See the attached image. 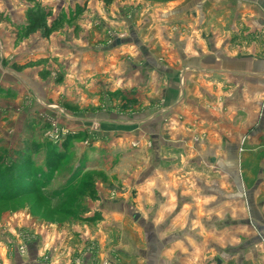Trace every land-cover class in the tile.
Wrapping results in <instances>:
<instances>
[{"label": "crops", "instance_id": "1", "mask_svg": "<svg viewBox=\"0 0 264 264\" xmlns=\"http://www.w3.org/2000/svg\"><path fill=\"white\" fill-rule=\"evenodd\" d=\"M118 1L133 2L140 18L153 20L144 28L147 43L143 44L152 52L153 61H168L166 66L157 64L159 76L150 80L153 90L145 91L141 107L132 109L144 114V119L122 126L156 124L162 114L170 113V140L186 152L197 138L199 148L193 156H207L221 169L230 166L228 177L235 178L234 184L210 185L206 174L200 191L193 186H173L156 170L147 174L144 165L132 180L129 177L113 187L115 198L105 196L93 205V214H97L93 226L89 222L70 228L58 219L45 222L31 213V221L27 218L21 223L23 228L0 237V264H264V0ZM10 32L11 28L0 25V58L13 54L12 64L18 62L19 48ZM140 40L139 36L134 42ZM31 42L25 48L32 55L36 47ZM64 45L59 41L58 46ZM70 63L76 61L67 63L66 73ZM5 72L24 85L25 100L31 101L30 107L23 101L14 104L19 110L15 130L27 126L40 108L50 114L53 108L45 104L77 93L69 80L60 88L44 90L46 85L24 73L20 79ZM151 93L157 99L152 103L158 105L144 102ZM53 118L71 129L83 123L75 118L67 122ZM157 146L153 158L159 157ZM174 155L173 163V159L163 161L168 167L174 164L175 173L191 157ZM135 178L141 179L136 183ZM240 179L253 180V184L242 187ZM243 192L250 200L249 219Z\"/></svg>", "mask_w": 264, "mask_h": 264}, {"label": "rangeland", "instance_id": "2", "mask_svg": "<svg viewBox=\"0 0 264 264\" xmlns=\"http://www.w3.org/2000/svg\"><path fill=\"white\" fill-rule=\"evenodd\" d=\"M15 2L17 9L21 7L19 12L14 10ZM120 3L117 0H0V25L12 29V41L19 48L15 60L18 62L11 64L13 54L0 58V237L15 234L31 213L45 222L58 219L70 228L89 222L93 226V220H97L93 205L105 196L115 198L113 187L121 186L129 177L132 180L144 165L147 174L156 170L159 176L170 179L166 184L173 186H193L200 191L206 174L210 185H221L222 181L223 185L234 184L235 178L228 177L232 173L230 166L221 169V165L209 162L207 156H193L199 148L197 138L188 146V152L170 140V113L161 115V124L158 120L156 124L122 126L144 119V114L132 109L141 107L145 91L153 90L150 80L159 76L157 64L166 66L168 61H153L152 52L143 44L144 28L151 26L153 20L140 18L141 13L135 10L138 7L133 2ZM27 11L43 18L42 25L28 34L24 31ZM139 36L141 40L136 44L134 39ZM59 41L65 45L58 46ZM28 42L37 48L32 55L26 52ZM48 46L50 50L53 48V53ZM48 53H52L50 57L43 56ZM73 60L75 68L70 63L66 73L67 63ZM5 70L20 79L24 73L39 80L42 86L46 85L44 90L57 89L64 86V80H69L78 94L66 96L67 100L62 98L59 103L45 104L53 108L50 114L40 108L27 126L23 124L24 128L15 130L19 110L14 104L21 105L23 101L30 107L31 101L25 100L28 92L24 85L18 79L14 81L15 77L7 75ZM77 75L82 76L77 80ZM149 97L144 99L147 105H158L159 102L152 103L157 101L152 93ZM54 116L65 122L75 118L83 123L71 129L59 125ZM155 143L158 158H153ZM178 153L190 155L191 161L182 162V170L174 173V164L168 167L166 163L169 159L173 163L174 154ZM215 173L226 177L222 180L218 177L219 181ZM144 178L145 181L149 177ZM135 179L137 183L141 178ZM253 180L240 179L239 184L249 188ZM242 194L249 219V196Z\"/></svg>", "mask_w": 264, "mask_h": 264}, {"label": "trees", "instance_id": "3", "mask_svg": "<svg viewBox=\"0 0 264 264\" xmlns=\"http://www.w3.org/2000/svg\"><path fill=\"white\" fill-rule=\"evenodd\" d=\"M27 25L25 27V33H29L32 30L39 28L42 25L43 18L39 14H34L33 11H27L26 13ZM1 177V176H0ZM15 195V194H14Z\"/></svg>", "mask_w": 264, "mask_h": 264}, {"label": "built area", "instance_id": "4", "mask_svg": "<svg viewBox=\"0 0 264 264\" xmlns=\"http://www.w3.org/2000/svg\"><path fill=\"white\" fill-rule=\"evenodd\" d=\"M22 252H24V248H23V249L21 248V253H22Z\"/></svg>", "mask_w": 264, "mask_h": 264}]
</instances>
